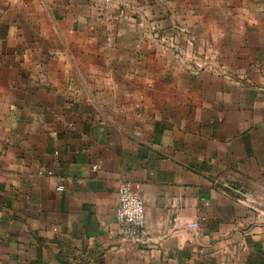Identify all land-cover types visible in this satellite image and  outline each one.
<instances>
[{"label": "crops", "instance_id": "1", "mask_svg": "<svg viewBox=\"0 0 264 264\" xmlns=\"http://www.w3.org/2000/svg\"><path fill=\"white\" fill-rule=\"evenodd\" d=\"M0 264H264V0H0Z\"/></svg>", "mask_w": 264, "mask_h": 264}, {"label": "built area", "instance_id": "2", "mask_svg": "<svg viewBox=\"0 0 264 264\" xmlns=\"http://www.w3.org/2000/svg\"><path fill=\"white\" fill-rule=\"evenodd\" d=\"M62 187L59 185L58 189ZM115 212L120 225L130 234H136L141 230L145 218V202L132 183L128 181L120 183Z\"/></svg>", "mask_w": 264, "mask_h": 264}]
</instances>
